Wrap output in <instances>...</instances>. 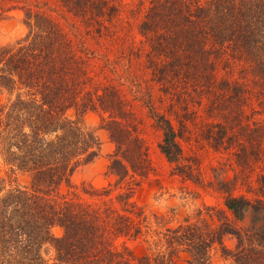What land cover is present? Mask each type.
<instances>
[{"label":"trees","instance_id":"obj_1","mask_svg":"<svg viewBox=\"0 0 264 264\" xmlns=\"http://www.w3.org/2000/svg\"><path fill=\"white\" fill-rule=\"evenodd\" d=\"M57 1L77 16L90 14L87 26L97 25L100 36L115 35L104 25V17L117 11L111 0ZM145 3L140 33L149 44L147 67L170 97L168 112L152 113L150 106L163 131L161 151L180 175L199 182L181 164L180 139L196 106L215 95L208 108L214 113L215 106V151L229 154L239 168L260 165L256 197L233 193L238 174L219 180L229 212H219L215 227L188 220L168 227L169 250L139 257L128 245L142 234L145 220L134 212L133 182L114 195L112 184L84 187L88 197L73 191L75 172L100 154L95 131L83 123L90 111L99 113L116 144L109 163L116 186L137 169L141 154L149 157L134 113L106 68L93 67V52L76 49L57 19L31 4L23 8L28 33L0 46V89L11 96L0 104V157L10 177H30L28 185L0 195V264H170L180 246L192 255L190 264H214V250L221 264H264V0H140ZM129 47L131 66L137 53ZM227 237L236 240L233 247Z\"/></svg>","mask_w":264,"mask_h":264},{"label":"rangeland","instance_id":"obj_2","mask_svg":"<svg viewBox=\"0 0 264 264\" xmlns=\"http://www.w3.org/2000/svg\"><path fill=\"white\" fill-rule=\"evenodd\" d=\"M0 0V46L14 44L16 40L25 36L29 27L26 25V16L23 8L31 4L34 10L48 12L57 19L69 33L76 49L83 45L94 57L93 67L106 68L107 79L113 81L122 89L123 97L128 100L127 106L135 116L140 137L143 140V148L148 149L149 157L145 159L141 154V160H137V169L130 172V176L120 179L116 186L117 177L109 169L112 154L116 151V144L110 138L109 132L103 127L101 117L97 111H90L83 117L85 126L93 129L100 142V154L91 163L80 167L73 176L75 188L73 191L82 196L84 187L91 186L102 188L112 184L113 195L126 191L128 181L133 182L135 188L133 201L136 203L134 212H143L142 234L136 240H128V245L141 257L150 253L153 257L158 250L168 251L166 243L168 227H177L187 220L192 223L203 224L204 221L215 227L219 222V212H229L224 201L225 195L219 190V180H234L235 174L239 175L237 184L231 188L236 195L245 194L256 197L260 187L259 175L263 169L259 164L252 167L239 168L233 166V159L227 153L216 152L215 146V106L214 113L208 110L211 98L205 97L203 105H197V113L191 115L186 133L180 139L184 157L181 162L193 174L199 176V182L184 177L177 171L176 164L171 163L160 149L163 140V131L156 125L151 115L153 111L168 112L170 97L162 89L163 86L154 79V73L147 67L149 44L148 40L140 33V24L145 16L147 3L140 5V0H111V5H116L117 11L111 16H105V24L112 26L115 35H109L105 31L99 35L97 25L93 24L90 14L83 12L75 15L66 8L58 6L57 0ZM43 3L46 5L44 6ZM49 6L51 9L47 8ZM133 45L135 53L130 66L127 57L129 46ZM107 60H110L108 62ZM117 71L114 74L110 69ZM127 70H130L129 74ZM106 80V79H104ZM134 81V85H133ZM180 85V82H176ZM134 87L135 92L130 90ZM181 91L182 87L178 86ZM177 90V91H178ZM184 90V89H183ZM193 87L188 88V91ZM145 93H148L145 95ZM151 96V101H150ZM10 94L0 89V104L6 103ZM149 101V102H148ZM212 107V106H211ZM154 111V112H155ZM179 129V123L174 120ZM134 124V123H133ZM131 151L133 147H130ZM225 163V169H215ZM193 167V168H192ZM9 167L0 157V177L4 178L1 183L2 195L15 186H24L30 183L27 174L16 173L9 176ZM217 171H221L219 176ZM197 180V179H196ZM235 180V181H236ZM66 190V188L64 189ZM119 209L126 212V205L117 202ZM145 217V218H144ZM138 218V217H137ZM142 218V217H141ZM148 233H145L146 230ZM56 234H61L59 228H55ZM126 237H122L121 240ZM236 240L226 238L228 246L233 247ZM157 245L161 249H158ZM219 252H211V260L218 264L223 263ZM192 255L185 247H178L170 264H190ZM155 264L154 262H152Z\"/></svg>","mask_w":264,"mask_h":264}]
</instances>
